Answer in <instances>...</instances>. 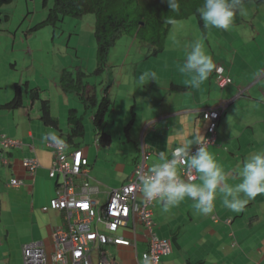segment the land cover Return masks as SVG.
I'll list each match as a JSON object with an SVG mask.
<instances>
[{"label": "crops", "instance_id": "obj_1", "mask_svg": "<svg viewBox=\"0 0 264 264\" xmlns=\"http://www.w3.org/2000/svg\"><path fill=\"white\" fill-rule=\"evenodd\" d=\"M234 15L238 20L232 22L229 28L239 26L237 30L205 25L200 28L207 53L215 66H221L232 80V84L223 89L215 84L213 70L199 87H191L190 74L178 70V65L184 62L179 60L181 56H175L176 66L173 64L172 74L157 75L156 72L154 79L143 82L140 80L142 74L155 72V69H149L153 66L149 61L153 56L151 53L139 64H128L127 55L122 63H107L105 82L101 79L98 83L102 87L109 85L106 94L112 102V109L107 114L113 113L114 118L110 121L112 117L109 116L108 130L104 131L106 114L101 127V132L109 136V144L95 145L94 148H86L74 140L67 144L69 152L81 148L89 164L87 176L76 177L74 183L77 186L87 183L96 188L91 198L99 205L106 201L110 190L126 182L142 151L148 154L146 169H149L158 162L160 151L171 156L177 146L194 136L205 138L208 124L201 113L223 102L230 104L219 118L216 143L207 150L223 166L228 183H239L240 177L236 173L241 162L249 155L264 150V6H256L255 2L249 1ZM196 41L201 43L200 38ZM123 44L127 43L124 41ZM163 51L164 47L161 53ZM97 80L99 78L96 83ZM2 84L0 143L5 138L20 145L3 152L0 144V264H22L23 245L41 243L49 255L53 250L52 232L67 229L64 212L41 211L55 196L56 184L60 181L59 177H48L52 153L43 137L55 131L64 141L70 130L67 116L72 108L64 106L60 110V114L66 117L61 126L60 119L52 115L50 99L40 97L37 85L26 81L23 91L22 88L20 91V106L8 107L5 105L13 99L16 83L13 92L7 85L3 95ZM95 86L87 87V91L90 90L96 97ZM112 88L116 91L122 89L125 97L121 109L117 106V97L113 100L109 98L108 91ZM30 91H35L40 100L47 101L49 115L57 122L56 126L41 120L40 101L34 99L36 96ZM60 91L62 97L73 95L62 89ZM62 97L59 99L62 100ZM75 110L79 114V110ZM88 114L92 124V109ZM2 158L8 164L4 165ZM25 158L35 159L39 165L33 175L21 165ZM12 179L20 181V186L11 187L9 183ZM194 182L199 183V180ZM137 200H143L142 193ZM255 209L254 199H250L241 211H231L224 207L218 195L211 213L198 214L190 200L164 213L154 201L151 206L154 232L172 245L171 253L162 257L160 264H264V219L254 212ZM228 220L230 223L226 224ZM128 225V228L118 230L116 235L134 242V247L105 246L102 250H113L117 264H141L140 255L147 247V232L135 220H130ZM98 258V253L94 251L92 264H98Z\"/></svg>", "mask_w": 264, "mask_h": 264}, {"label": "rangeland", "instance_id": "obj_2", "mask_svg": "<svg viewBox=\"0 0 264 264\" xmlns=\"http://www.w3.org/2000/svg\"><path fill=\"white\" fill-rule=\"evenodd\" d=\"M52 6L53 0H46V4L45 0H12L11 3L0 8V83H3L1 92L2 95L6 94L5 87L7 85L13 92L15 83H19L23 91V84L30 81V84L39 87L40 97L50 99L52 115L60 119L61 126L66 118L64 114H60L62 107L78 109L85 134L82 138L74 141L81 143L86 148H94L96 137L92 124L89 122L88 111L90 109L85 111L82 102L73 95H63L62 97L61 87L58 83L63 69L73 73L79 67L81 71L91 73L96 68V46L92 36L94 18L92 15H85L81 19L64 18L54 26L46 25L37 31H30L35 25L45 20ZM237 20L238 17L234 15L233 22ZM234 29H239V26L229 28L230 31ZM121 38L116 41L115 47L109 52L107 58L109 63L111 61L122 63L127 55L128 64H139L140 61L143 62L148 53H151V46L146 43L142 44L138 39H135L134 35H123ZM174 38L179 40L182 45L200 38L201 44L206 52L208 51L206 42L201 37L198 22L195 16L191 15L173 23L164 38L163 53H160L158 57L151 56L149 61L153 66H150L149 69L152 71L155 69L153 73L170 75L173 73V64L176 66L175 56H181L179 57L180 61L184 60L185 49L174 46ZM124 41L127 44H123ZM27 50L31 53L27 54ZM106 77V72L103 71L100 76L91 75L86 78V82H89L88 87H92V84L96 85L95 94L98 101L103 96L104 88L106 89V85L102 87L98 82L101 79L105 82ZM97 78L99 80L96 83ZM108 95L111 100L117 97V106H120L119 109L123 107L122 99L125 96L122 94V89L116 91L112 88L108 91ZM60 96L62 100L59 99ZM109 116L112 117L110 121L114 118L113 113L107 114L104 131L108 130ZM253 199L256 208L254 212L264 219V193L258 194ZM106 254L109 259H116L113 250H107Z\"/></svg>", "mask_w": 264, "mask_h": 264}, {"label": "built area", "instance_id": "obj_3", "mask_svg": "<svg viewBox=\"0 0 264 264\" xmlns=\"http://www.w3.org/2000/svg\"><path fill=\"white\" fill-rule=\"evenodd\" d=\"M215 82L219 88H224L231 83L225 76L223 69H215ZM227 102L219 106L205 110L203 119L208 122L206 129L205 147L214 146L216 142V123L223 113ZM19 142L2 138V149L19 147ZM52 153V163L48 170L51 179L57 177L60 181L56 184L55 196L50 200L47 210L62 211L65 214L67 229H56L52 232L53 250L48 255L41 243L32 242L22 246V264H92V253H98V264H117L114 259H109L102 250L105 246L134 247L135 243L116 235L118 230L128 228L130 220H135L146 230L147 247L140 255L143 264L147 259L148 264H160L161 258L172 251L171 242L160 239L154 232L151 206L154 201L137 200L141 193L139 188V175L146 171L148 154L141 152L140 160L133 169L126 182L117 189L107 193L106 201L99 205L91 196L96 188L82 183L77 186L74 183L76 177H86L89 172V164L81 150L66 151V145L46 144ZM197 146L192 148L195 151ZM174 152V151H173ZM172 152V153H173ZM2 163L7 160L2 158ZM22 166L29 174L33 175L39 167L35 159L25 158ZM179 174L182 178L187 176L183 165L179 166ZM193 175H195L193 173ZM21 182L10 180L11 187L20 186ZM213 220H217L213 217ZM230 221H226L229 224ZM133 229V228H132ZM134 230V229H133Z\"/></svg>", "mask_w": 264, "mask_h": 264}, {"label": "clouds", "instance_id": "obj_4", "mask_svg": "<svg viewBox=\"0 0 264 264\" xmlns=\"http://www.w3.org/2000/svg\"><path fill=\"white\" fill-rule=\"evenodd\" d=\"M166 3L172 12L180 10L179 0H166ZM241 4L242 0H203V4L197 9V12L205 27L210 26L227 30L233 22L235 11L239 9ZM165 22L175 23L171 17H167ZM173 44L176 47L185 49L184 62L182 65H178V70L181 73L190 74L191 87H199L208 78L212 70L215 81V69L222 67L215 66L212 57L199 41L182 45L179 40L174 38ZM223 73L227 76L224 69ZM154 76V73L145 72L141 75L140 80L142 82L149 81L154 79ZM230 84H232V80ZM87 93L90 94V90ZM229 104L230 102H227L226 106ZM43 139L46 144L48 142L58 145L64 143L66 151L69 152L67 144L55 131L48 132ZM205 141L207 140L203 136L196 135L177 146L171 156L165 151H160L158 162L153 163L149 169L142 172L138 177L143 198L146 201L157 202L164 213L178 207L182 202L190 200L193 202V208L198 214H208L215 208L218 195L221 197L224 207L239 212L250 199L264 193V150L257 151L245 158L238 166L236 173L240 177V182L230 184L223 166L217 161L215 155L204 146ZM95 145H98L97 138L95 139ZM194 145L197 147L195 151H192ZM75 150H81L83 153L81 148ZM2 151L4 152V149ZM180 165H183L186 169L187 176L185 178H182L179 174ZM195 180H199V183L194 182ZM143 264H148L147 259L144 260Z\"/></svg>", "mask_w": 264, "mask_h": 264}, {"label": "trees", "instance_id": "obj_5", "mask_svg": "<svg viewBox=\"0 0 264 264\" xmlns=\"http://www.w3.org/2000/svg\"><path fill=\"white\" fill-rule=\"evenodd\" d=\"M249 1L255 2L256 6H264V0H242L241 6ZM11 2L12 0H0V8ZM179 4L180 10L172 12L166 0H53V6L45 20L30 29L33 32L46 25L54 26L64 18L81 19L85 15L93 16L92 36L96 46V68L91 73L80 69L71 73L65 69L61 73L59 83L62 90L73 94L82 102L85 110L92 109V125L99 146H106L110 141L109 136L101 132L105 115L112 109V102L106 94L109 85L98 101L92 93H87L86 78L91 75L99 76L105 70L110 50L123 35L132 34L142 44L150 45L151 55L156 56L161 53L164 38L173 24L165 22L167 17L176 22L194 15L199 27L203 29L204 24L197 12L203 0H179ZM21 88V85H15L14 97L5 106H20ZM30 92L36 96L34 99L40 101L41 120L56 126L57 122L49 115L47 101L40 100L35 91ZM76 112L75 109L68 111L67 122L70 130L64 140L66 144L84 136L82 117Z\"/></svg>", "mask_w": 264, "mask_h": 264}]
</instances>
